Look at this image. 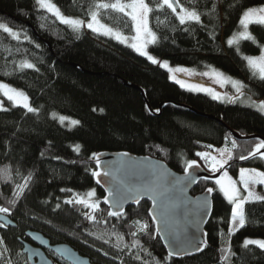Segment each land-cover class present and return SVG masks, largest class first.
Segmentation results:
<instances>
[{"label":"trees","instance_id":"16d2710c","mask_svg":"<svg viewBox=\"0 0 264 264\" xmlns=\"http://www.w3.org/2000/svg\"><path fill=\"white\" fill-rule=\"evenodd\" d=\"M54 1L62 7L66 5L67 15L88 18L91 0ZM224 1L228 0H180L183 6L196 7L201 12L216 3V17L202 15V25L195 22L179 25L167 8L150 13V28L159 38L150 49L164 46L159 51L171 56L160 60H167L170 65L181 63L199 70L211 66L245 82L246 95L250 90L253 99L264 100V80L252 77L241 58L259 54V45H264V26H249L258 43L241 41L238 53L236 46L229 47L223 40L226 25L220 3ZM101 22L126 35L133 34L130 19L122 13L108 10L101 16ZM0 23L20 33L17 40L0 29V82L24 91L31 106L40 110L28 113L0 97L8 109L0 110V167L7 166L13 173L11 180L0 179V206H10L8 201L13 198L15 184L23 183L22 176L29 172L33 174L29 188L8 215L16 227H0V238L9 249L6 259L13 264H27L19 239L24 240V233L30 230L42 234L51 244H68L93 264H142L151 257L161 264H222L219 252L222 246H230L235 253L223 264H264V250L255 245L242 246L245 238L264 239V201L245 205V226L229 238L231 205L221 193L213 191L212 213L205 227L207 247L192 257L165 259L167 253L147 214L149 203L141 201L128 207L123 217H108L102 203L103 193L92 175L97 170L93 154L101 152L149 156L163 161L177 173H184L187 160L196 159L207 171L195 153L210 151L205 147L209 144L231 149L232 159L225 167L232 179L241 168L264 171V159L259 154L240 159L253 151L259 140H235L233 148L234 139L225 129L226 126L241 136L264 138V115L238 103H223L181 89L170 81L165 69L127 47L100 37L96 41L89 39L86 29L72 32L54 16L38 9L35 0H0ZM227 29L230 32L226 33L232 34L238 26ZM213 30L215 39L209 35ZM23 59L36 67L17 70L16 64ZM53 113L79 123L68 127L53 118ZM16 169L20 170L19 176ZM214 184L213 180H201L191 194H200ZM61 189L80 194L94 190L100 200V211L95 213L97 221L85 218L83 213L88 209L83 205L64 203L72 192ZM136 220L148 223L152 235L138 232L132 237ZM112 233L122 235L123 243L129 245L138 239L142 248L131 251L116 248L117 240ZM4 246H0V251ZM142 249H147L151 257ZM137 253L141 261L133 259ZM47 254L53 264H67Z\"/></svg>","mask_w":264,"mask_h":264},{"label":"snow or ice","instance_id":"6c2138e0","mask_svg":"<svg viewBox=\"0 0 264 264\" xmlns=\"http://www.w3.org/2000/svg\"><path fill=\"white\" fill-rule=\"evenodd\" d=\"M194 2V0H192ZM236 5H239V0H235ZM35 5L38 9H43L46 13L51 14L56 18L59 23L68 26L72 32L79 33L82 28L86 27L88 30L111 37L120 43H127L131 39L130 47L138 53L140 56L145 57L150 63L158 65L162 69H166L169 73V79L179 84L181 88H187L189 91L205 92L212 96L213 99H224L228 102L235 103L242 97H245L244 103L257 108L260 112L264 113V100H255L250 90L249 94L246 95L245 89L247 85L237 79L225 76L224 73L207 66L209 70L203 72H196L194 69H189L184 66H170L167 60H159L154 54H151L149 50L150 45H156L158 43V35L149 27V16L154 11L159 12L164 8L170 9L178 20L179 25H186L189 22H195L198 25H202L201 16L209 15L210 18L214 19L217 14V5L213 3L210 9L205 12L199 11L196 7L188 8L181 4L180 0H91L87 10V20L81 18H73L62 14L60 8L53 2V0H35ZM154 5V7H153ZM232 7V6H230ZM179 9V11H177ZM108 10L116 13H122L128 17L131 21L132 31L135 33L134 36L129 38L119 30H114L107 24L101 22V16L106 14ZM159 20V18H158ZM261 25L264 26V3L259 6H250L243 8L239 20L238 29L234 31L226 40V44L229 47L236 46L237 52H240L239 45L241 41H251L258 43L257 38L249 30L250 25ZM215 29V26H213ZM0 29L4 33H7L13 39H19L20 33L14 31L12 27H9L5 23H0ZM174 30V29H173ZM212 39L216 38L215 30L209 33ZM25 39L27 37L25 36ZM260 54L258 56L253 55H242L241 58L247 62L249 69L253 70V74H256V70L259 72V77L264 80V45H259ZM19 51V50H17ZM36 66L29 62L27 59H23L16 64L17 70L34 69ZM6 76L10 73L5 72ZM178 74H185L189 78L194 75L207 77L212 81L213 84L219 85L223 88L226 84H231L234 94L229 95L227 93L218 92L215 88L207 86L203 83L192 82L191 79H181ZM0 96L11 102L12 107H22L28 113H38L40 110L31 106L29 102V96L22 90L11 86L7 82H0ZM147 108L148 105H145ZM0 110L7 111L4 107V100H0ZM158 110V109H157ZM93 111H96L94 108ZM103 111V109H100ZM53 118H58L61 123L68 119L66 116L56 117L53 113ZM72 125L79 123L77 120H70ZM227 139V137H226ZM233 148L236 147V141H232ZM208 149H213V145L209 144L205 146ZM264 149V139L259 140L253 151H250L247 156H240L241 160H247L249 157H255L259 154L261 159H264V152L260 150ZM76 150H79V146H76ZM220 153V158L212 155L209 151H198L195 153L196 157H199L204 162V166L215 176L214 183L218 186L219 191L223 194L224 198L231 205L230 219L228 221L227 235L230 238L240 228L245 226V205L250 202L264 201V195H260L256 191L257 185H264V171H258L256 168H241L239 170V181L233 180L229 176L228 170L225 167L229 164L232 159V151L226 147L219 149H213ZM127 155V154H123ZM93 158L97 159V168L100 167L98 157L93 154ZM163 167V166H161ZM201 165L196 159H189L186 161L184 167V173L189 178V181H194L196 177L190 173V170L199 169ZM117 173H120L117 175ZM12 171L7 167H0V179L5 181L12 179ZM16 175H20V170L16 169ZM94 177L103 175L106 178H110V184L106 188L107 195L103 197V203L108 205V217H123L125 213V203L131 201L139 203L143 197H148L152 200L153 207L148 210V216L151 217V222L155 224L156 233H167L169 238L168 247L170 251L165 259L171 258L173 255L191 254L192 252L203 251L207 247L206 240L196 241L195 237L189 238L184 235V230L174 227L170 223V207H169V192L171 188L179 185L181 182L177 180L175 184L169 181L167 174L157 171L155 168L138 169L135 175L142 178V183L136 184L131 182L129 178V170L127 168L116 169L115 171L111 166L105 169L103 173L100 171H93ZM202 179H209L210 177H201ZM23 183H16L12 189V199L8 201L10 206H0V214L3 216L11 215L13 209L17 206V201L23 196L26 189L29 188L30 181L33 179V174L29 172L27 175L22 176ZM100 181L97 180V183ZM239 184V186H238ZM241 188L246 195H243ZM182 190V189H181ZM61 191L72 192V197L66 199L64 203L83 205L84 208L88 209L87 212L83 213L88 221H97L95 213L100 211V200L93 199L95 197V191L89 190L86 194L81 195L80 193L73 192L72 189H61ZM213 188H207L208 194L213 193ZM57 204V208H59ZM204 209V214H207L209 209L208 196L204 197L203 202L199 203L196 208L197 219L194 221V226H197L202 218L200 210ZM3 216H0V227H6L11 221L4 220ZM103 222V221H101ZM136 231L131 232L132 237H136L137 233H144L152 235V231L149 224L140 220L134 221ZM95 235L94 233H90ZM116 237L117 243L116 248H128L135 249L141 247L138 239H133L131 245L123 243V236L119 233H112ZM98 239L100 237H97ZM107 243V241H105ZM5 241L0 238V246H4ZM249 245H255L259 249L264 250V239H251L245 238L243 240V247L247 248ZM149 257L151 253L147 249H142ZM220 261L226 262L235 253L232 251L230 246H222L219 249ZM9 253V249L4 246L3 250L0 251V264H13L11 259H6V254ZM107 255V253H105ZM136 261H141L139 253L133 256ZM142 264H161V261L155 257H151L150 261H143Z\"/></svg>","mask_w":264,"mask_h":264},{"label":"water","instance_id":"95a60500","mask_svg":"<svg viewBox=\"0 0 264 264\" xmlns=\"http://www.w3.org/2000/svg\"><path fill=\"white\" fill-rule=\"evenodd\" d=\"M28 25V24H27ZM34 33V32H33ZM129 85V84H128ZM162 105H160V109ZM219 123L223 125V123L219 120ZM225 129L231 134L232 138L237 141L243 140H253V139H264L259 136H241L237 132L232 131L230 128L225 126ZM264 152V149L260 150ZM127 154V155H123ZM99 160L100 167L97 168V159L95 160L96 171H100L103 173L106 168L109 166L115 171L120 168H127L129 170V178L131 182L139 184L142 183V178L135 175L136 170L138 169H148L155 168L157 171L161 173L167 174V178L169 181H172L173 184L177 180L181 183L176 185L174 188H171L169 192V207H170V223L179 229L184 230V235L189 238L195 237L196 241L206 240L205 227L211 217L212 213V194H208L206 191L192 195L191 191L197 186L198 182L202 179L201 177L208 176L210 177L207 180L215 179V176H218L219 173H216L215 176L213 174L208 173L202 167L199 169L190 170V173L196 177L194 181H189V178L185 175V173H177L173 171L166 163L163 161L151 158L149 156H137L130 154L128 152H101L96 155ZM163 166V167H161ZM120 173H117L119 175ZM94 177V176H93ZM97 180L100 182L97 183ZM94 182L97 187L103 193V197L107 195L106 188L110 184V178H106L103 175L99 177H94ZM182 189V190H181ZM208 196L209 201V209L207 210V214H204L205 210H200L201 219L197 226H194V221L197 219L196 208L199 203L203 202L204 197ZM141 201H147L149 203V209L153 207L152 200L148 197H143ZM139 202V203H140ZM103 203V199H102ZM138 203V204H139ZM134 202H127L124 205V209L128 207H133L138 205ZM105 208L109 210L108 205H105ZM148 214V213H147ZM3 216V214H0ZM149 217V216H148ZM4 220L11 221L4 228H15L16 224L8 217L3 216ZM151 220V217H149ZM154 225V229L156 230V225ZM156 233V231H155ZM157 237L165 249L166 253L170 251L168 244L169 238L167 233H159ZM24 237L27 241L20 240L19 243L22 247L21 252L27 259V264H53L54 261L50 258L46 252H50L56 258L62 260L67 264H93L87 257L81 256L77 251H75L71 246L66 243L59 244H51L50 241L44 237L42 234L35 231H26L24 233ZM201 252V251H200ZM200 252H192L191 254H183V255H173L171 258L173 259H181L188 258L199 254Z\"/></svg>","mask_w":264,"mask_h":264},{"label":"rangeland","instance_id":"374dc122","mask_svg":"<svg viewBox=\"0 0 264 264\" xmlns=\"http://www.w3.org/2000/svg\"><path fill=\"white\" fill-rule=\"evenodd\" d=\"M53 2H54V3L60 8L62 14L66 15V16H70V15H67V14H66V12H67L66 9H65V8H66V5H65V7H62L61 5H59L58 3H56V1L53 0ZM262 3H264V0H256V1H250V0H239V5H236L235 0H228L227 2L224 1L223 3H222V2L220 3L221 15H222V18H223V20L225 21V25H226V27H225L224 30H223V40H224V43H226L227 38L231 35V33H226V32H230L229 29H227V28H229V26H230V28H231L232 26H234V27H235V26H238V20H239V16H240V13H241L242 9H243V8H246V7H250V6H259V5H261ZM230 6H232V7H230ZM177 11H179V9H177ZM70 17H72V16H70ZM73 18H77V17H73ZM84 20L86 21L87 19H84ZM149 27H150V25H149ZM83 29H86V30H85V31L87 32V33H86V36H87L89 39H92L93 41L101 40L100 38H102V39H103L104 41H106V42H111V43H113L114 45H118V46H120V47H127V48L131 49L132 51H134V50L129 46L130 43H131V39H129V41H128L127 43H120V42H117L116 40L112 39L111 37H108V36H104V35H100V34L94 33V32H92V31L88 30L86 27H84ZM114 30H116V29H114ZM123 34H124V33H123ZM124 35H126V34H124ZM134 35H135V33L133 32V34H131V35H126V36H128L129 38H131V37L134 36ZM97 37H100V38H97ZM98 42H99V41H98ZM151 46H152V45L149 46V50H150L151 54H154V55H155V54H156V55L159 54V56L157 57V59L160 60V59H162V58H169V57L171 56L170 53H166V52H161V51H159V50H163V49H165L164 46H158V47H156V48H154V49H150ZM134 52H135V51H134ZM135 53H136V52H135ZM136 54H138V53H136ZM259 54H260V52H259ZM259 54H257V55H253V56H258ZM138 55H139V54H138ZM245 62H246V61H245ZM246 65H247V62H246ZM170 66H172V67H176V66H184V67L189 68V69H194L196 72H203V71H207V70H209V68H206V69H203V70H199V69H196V68H193V67L185 66V65H183V64H181V63H179L178 65H170ZM247 67H248V66H247ZM248 69H249V67H248ZM165 70H166V69H165ZM166 71H167V70H166ZM249 71H250L252 77H254V78H256V79H260L258 70H256V74H255V75L253 74V70L249 69ZM167 72H168V71H167ZM178 75L180 76L181 79H184V80H189V79H191L192 82H198V83L206 84L207 86H210V87L215 88L218 92H221V93H227V94H229V95L234 94V90H233L231 84H226L223 88H221L219 85L213 84L212 81H211L210 79H208L207 77H202V76H199V75H194V76H192L191 78H189V77L186 76L185 74H178ZM168 76H169V73H168ZM225 76H227V75H225ZM229 77H230V76H229ZM232 78H233V79H237V78H234V77H232ZM237 80H239V79H237ZM170 81L174 82L173 80H170ZM240 81H241V80H240ZM241 82H243V81H241ZM174 83H175V82H174ZM243 83L246 85L245 82H243ZM175 84H177V83H175ZM177 85L180 87L179 84H177ZM180 88H181V87H180ZM181 89H183V90H185V91H187V92H190V93H200V94H204V95L209 96L211 99H213L211 95H209L208 93H205V92L189 91L187 88H181ZM0 97H2V96H0ZM2 98H3V97H2ZM214 100L219 101V102H223V103H230V102H228V100H227L226 98H224V99H219V100L214 99ZM244 100H245V97H242L240 100L236 101L235 103L241 104V105L246 106V107H250V108H252V109L258 111V112L261 113L262 115H264V113L260 112L257 108H255V107H253V106H250V105H248L247 103H244V102H243ZM10 104H11V102H10ZM59 116H61V115H60V114H56V117H59ZM55 119H56L59 123H61V122L59 121L58 118H55ZM70 120H75V119L68 117V119L65 120V121H64L63 123H61V124H65V125L68 126V127H73L74 125H72V124L70 123ZM219 148H222V147H213V149H219ZM213 149H211L209 152H210L212 155L217 156V158H220V153H219L218 151H214ZM206 169H207V168H206ZM207 171L210 172L208 169H207ZM210 173H211V172H210ZM233 180H236L237 182L239 181V171H238V175H237V177H236L235 179H233ZM238 186H239V184H238ZM213 189H214V191H217V192L221 193V192L219 191V189H218V186H216L215 184H214V186H213ZM256 191H257L260 195H264V185H257V186H256ZM87 192H88V191H87ZM87 192L82 193L81 195H84V194H86ZM241 192H242L243 195H246V193L243 192V189H242V188H241ZM221 194H222V193H221ZM222 195H223V194H222ZM70 197H72V194H70ZM93 199H98V200H99V198H98L96 192H95V197H94Z\"/></svg>","mask_w":264,"mask_h":264},{"label":"flooded vegetation","instance_id":"af4514ba","mask_svg":"<svg viewBox=\"0 0 264 264\" xmlns=\"http://www.w3.org/2000/svg\"><path fill=\"white\" fill-rule=\"evenodd\" d=\"M24 241H27L26 239H25V237H24ZM48 252V251H47ZM47 252H46V254H47ZM50 253V252H49ZM48 255V254H47ZM50 257V256H49ZM51 258V257H50Z\"/></svg>","mask_w":264,"mask_h":264}]
</instances>
